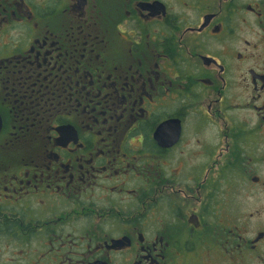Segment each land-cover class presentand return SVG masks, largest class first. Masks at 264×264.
<instances>
[{
    "label": "flooded vegetation",
    "instance_id": "flooded-vegetation-1",
    "mask_svg": "<svg viewBox=\"0 0 264 264\" xmlns=\"http://www.w3.org/2000/svg\"><path fill=\"white\" fill-rule=\"evenodd\" d=\"M0 264H264V0H0Z\"/></svg>",
    "mask_w": 264,
    "mask_h": 264
}]
</instances>
